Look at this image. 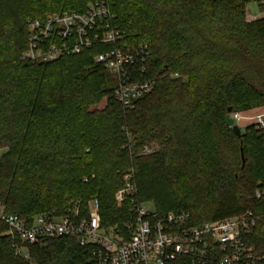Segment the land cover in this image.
<instances>
[{
  "label": "trees",
  "instance_id": "obj_1",
  "mask_svg": "<svg viewBox=\"0 0 264 264\" xmlns=\"http://www.w3.org/2000/svg\"><path fill=\"white\" fill-rule=\"evenodd\" d=\"M91 1L0 0V203L30 217L97 197L102 225L122 226L128 205L114 194L133 170L139 201L159 214L188 210L192 225L264 209L253 196L264 181V127L236 136L226 124L229 113L264 106V17L245 20L250 0H112L125 44L150 52L139 78L154 87L130 110L93 60L113 44L48 62L22 57L27 19ZM151 143L159 149L136 153ZM4 230L0 264H93L68 236L26 245L24 257ZM254 235L264 252V220Z\"/></svg>",
  "mask_w": 264,
  "mask_h": 264
},
{
  "label": "built area",
  "instance_id": "obj_2",
  "mask_svg": "<svg viewBox=\"0 0 264 264\" xmlns=\"http://www.w3.org/2000/svg\"><path fill=\"white\" fill-rule=\"evenodd\" d=\"M259 5L263 8L259 7L257 14L246 6V21L264 17V0ZM111 7L112 0H94L84 11L65 10L27 19V47L22 57L48 62L93 46L113 44L115 47L95 54L93 60L116 78L112 97L130 110L154 87L152 80L139 78L147 70L150 52L145 44H125L126 31L115 24ZM250 120L264 127V114ZM150 152L151 146L146 144L137 153ZM253 196L264 205V181L257 184ZM114 200L117 207L128 205L122 226L102 225L97 197L86 202L69 199L59 212L30 217L10 213L0 203V225L5 227L3 233L18 242L14 250L24 257L26 245L68 236L90 249L93 264H167L177 260L189 264H264V252L251 241L264 220V209L192 225L188 210L159 214L155 207L139 201L133 170L124 174L123 186L116 190Z\"/></svg>",
  "mask_w": 264,
  "mask_h": 264
},
{
  "label": "rangeland",
  "instance_id": "obj_3",
  "mask_svg": "<svg viewBox=\"0 0 264 264\" xmlns=\"http://www.w3.org/2000/svg\"><path fill=\"white\" fill-rule=\"evenodd\" d=\"M255 4H256V0H250L248 3H247V7L250 9V11L253 13V14H257V12H259L258 8H255ZM240 114H243L241 112H238V113H234V114H231L232 117L235 118L236 122L239 124V126L241 127V130L244 129L245 126L241 125V122L238 121L239 119V116ZM251 123V120L249 121V124ZM248 124V125H249ZM247 126V125H246ZM151 146V152L146 154V155H150L152 153H154L155 151H157L159 149V146L156 144V143H151V144H148ZM135 152V151H134ZM138 152V150L136 151V153ZM3 153V150L0 149V156L1 154ZM138 154V153H137ZM91 198V197H90ZM90 198H88L86 201H88ZM145 203L149 206V207H155V205L153 204V202L151 201H145Z\"/></svg>",
  "mask_w": 264,
  "mask_h": 264
},
{
  "label": "crops",
  "instance_id": "obj_4",
  "mask_svg": "<svg viewBox=\"0 0 264 264\" xmlns=\"http://www.w3.org/2000/svg\"><path fill=\"white\" fill-rule=\"evenodd\" d=\"M260 1L261 0H256L255 8L259 9V2ZM241 113H243V114H240L238 121L241 122V125L246 126V125L249 124V121H250L251 117H254V116L258 115V114H264V106H259V107L253 108L251 110H247L245 112H241ZM251 123H252V121H251Z\"/></svg>",
  "mask_w": 264,
  "mask_h": 264
},
{
  "label": "water",
  "instance_id": "obj_5",
  "mask_svg": "<svg viewBox=\"0 0 264 264\" xmlns=\"http://www.w3.org/2000/svg\"><path fill=\"white\" fill-rule=\"evenodd\" d=\"M229 111H230V109H229ZM226 124L230 128H232V130H233V132L235 133L236 136H240L241 135V127L236 122L235 118L231 116L230 113L226 115ZM241 156L243 158V154H241Z\"/></svg>",
  "mask_w": 264,
  "mask_h": 264
}]
</instances>
